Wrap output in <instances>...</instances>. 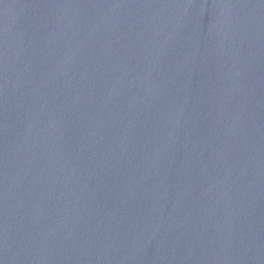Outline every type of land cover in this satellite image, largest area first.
<instances>
[{
    "label": "water",
    "instance_id": "1",
    "mask_svg": "<svg viewBox=\"0 0 264 264\" xmlns=\"http://www.w3.org/2000/svg\"><path fill=\"white\" fill-rule=\"evenodd\" d=\"M0 264H264V0H0Z\"/></svg>",
    "mask_w": 264,
    "mask_h": 264
}]
</instances>
